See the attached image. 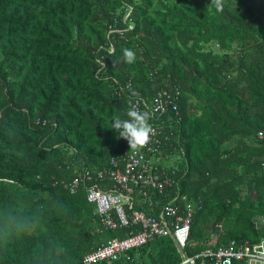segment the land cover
Listing matches in <instances>:
<instances>
[{
  "label": "trees",
  "instance_id": "1",
  "mask_svg": "<svg viewBox=\"0 0 264 264\" xmlns=\"http://www.w3.org/2000/svg\"><path fill=\"white\" fill-rule=\"evenodd\" d=\"M126 48L135 63L123 61ZM161 85L180 89L177 114L159 120L175 149L159 162L193 205L189 251L257 240L264 0H226L223 13L210 0H0V264H83L100 240L123 234L96 233L85 192L61 182L131 150L113 118ZM36 117L46 125H31ZM149 246L144 264L179 260L168 237Z\"/></svg>",
  "mask_w": 264,
  "mask_h": 264
},
{
  "label": "built area",
  "instance_id": "2",
  "mask_svg": "<svg viewBox=\"0 0 264 264\" xmlns=\"http://www.w3.org/2000/svg\"><path fill=\"white\" fill-rule=\"evenodd\" d=\"M179 95L176 85L158 86L149 100L132 95L130 108L151 114L149 123L155 134L150 143L139 152L131 149L110 155L99 167L77 165L73 168V177L61 182L72 194L85 192L86 201L93 206L99 220L96 231L121 230L123 233L85 253L83 264L116 260L144 264L140 247L147 246L151 253L149 243L162 237L171 239L175 246L179 260L174 264H264V233L255 241L231 239L224 244L189 251L195 245L189 239L193 205L180 192L173 177L174 168L159 162L164 149H175L170 142L176 139L172 131H164L159 120L170 111L177 114ZM46 123V119L36 117L30 124ZM257 136L264 139V130L258 131ZM154 195L166 200L158 202ZM252 223L255 230H261L264 214L255 215Z\"/></svg>",
  "mask_w": 264,
  "mask_h": 264
},
{
  "label": "clouds",
  "instance_id": "3",
  "mask_svg": "<svg viewBox=\"0 0 264 264\" xmlns=\"http://www.w3.org/2000/svg\"><path fill=\"white\" fill-rule=\"evenodd\" d=\"M210 6L214 7L217 13H223L226 7V0H210ZM123 61L126 64H133L137 60L136 52L132 49H123ZM127 118L117 115L113 118L112 129L118 133L119 138L127 141L129 148L139 152L150 143L155 129L149 123L151 114L148 111H140L139 108H130L126 113Z\"/></svg>",
  "mask_w": 264,
  "mask_h": 264
},
{
  "label": "crops",
  "instance_id": "4",
  "mask_svg": "<svg viewBox=\"0 0 264 264\" xmlns=\"http://www.w3.org/2000/svg\"><path fill=\"white\" fill-rule=\"evenodd\" d=\"M94 230H95V232L97 233V231H96V227H95ZM117 231H118V230H117ZM117 231H115V232H117ZM115 236H117V235H115ZM108 239H109V238H107V239H103V240H100V243L105 242V241L108 240ZM100 243H99V244H100ZM99 244H98V245H99ZM98 245H97V246H98ZM95 247H96V246H95ZM92 248H94V247H92ZM92 248H91V249H92ZM91 249H90V250H91ZM90 250H89V251H90ZM89 251H87V252H89ZM87 252H85V253H87ZM85 253H84V254H85ZM84 254H83V255H84Z\"/></svg>",
  "mask_w": 264,
  "mask_h": 264
},
{
  "label": "rangeland",
  "instance_id": "5",
  "mask_svg": "<svg viewBox=\"0 0 264 264\" xmlns=\"http://www.w3.org/2000/svg\"><path fill=\"white\" fill-rule=\"evenodd\" d=\"M175 159H176V158H175V157H173V158H172V161H173V160H175Z\"/></svg>",
  "mask_w": 264,
  "mask_h": 264
}]
</instances>
